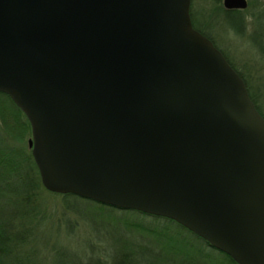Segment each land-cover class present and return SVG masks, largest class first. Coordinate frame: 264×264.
Wrapping results in <instances>:
<instances>
[{
  "label": "water",
  "instance_id": "1",
  "mask_svg": "<svg viewBox=\"0 0 264 264\" xmlns=\"http://www.w3.org/2000/svg\"><path fill=\"white\" fill-rule=\"evenodd\" d=\"M192 9L0 0V94L29 122L47 192L161 216L264 264V118Z\"/></svg>",
  "mask_w": 264,
  "mask_h": 264
},
{
  "label": "rangeland",
  "instance_id": "2",
  "mask_svg": "<svg viewBox=\"0 0 264 264\" xmlns=\"http://www.w3.org/2000/svg\"><path fill=\"white\" fill-rule=\"evenodd\" d=\"M247 2L245 35L239 33L244 27L240 21L226 20L222 14L210 30L218 50L247 78L250 89L247 88L251 96L258 98L259 111L264 115V16L258 18L259 12L264 9V0ZM212 5L205 0H193V12L200 18L197 25L201 26L202 22L206 25L203 16L213 8ZM222 7L228 11L224 0ZM31 139L30 128L23 145L32 154L29 147ZM43 199L48 207V221L40 231L36 244L41 252L39 259L47 260V264L59 259V254L72 264H227L216 253L210 254L216 259H203V254L199 252L204 246L202 241L170 223L163 225L152 217L87 200L71 199L68 204L72 210H69L56 194L45 193ZM157 226L161 229L168 226L167 232L161 233ZM142 228H157L155 232L163 238ZM159 240V243L155 242ZM58 251L61 253L57 254ZM203 251L209 253L205 249Z\"/></svg>",
  "mask_w": 264,
  "mask_h": 264
},
{
  "label": "trees",
  "instance_id": "3",
  "mask_svg": "<svg viewBox=\"0 0 264 264\" xmlns=\"http://www.w3.org/2000/svg\"><path fill=\"white\" fill-rule=\"evenodd\" d=\"M205 1L212 2L213 4V8L208 10L206 15L203 16L206 25H204L203 22L201 26L197 25L199 17L197 18L195 16L193 12L194 8L191 10L192 22L196 31H199L204 37L210 38L216 47V41L210 29H212L211 27L217 21L216 19H218L219 15L222 14L226 20L240 21L244 27L240 29L239 33L245 35L247 31L244 18L245 11H226L222 7L223 0ZM258 15L259 19L262 18L264 16V9L260 11ZM261 26L262 25L259 26V29ZM227 61L235 68L240 77L244 78L248 87L247 78H245L243 73L238 71V68L229 58H227ZM250 97L253 99L252 101L259 111L258 98H254L251 94ZM259 113L264 118V115L260 111ZM30 128L27 118L14 105L10 98L4 94H0V264H47V260L41 261L39 259L41 252L36 244V239L40 231L43 230V226H45L48 221V207L43 199V194L52 193L47 192L42 187L32 154L23 145L25 136L30 132ZM57 196L62 198L61 200L65 204L66 209L69 210H72L68 204L71 199L84 200L73 195ZM137 214L152 217L141 213ZM152 218L158 220L157 223L159 222L163 225L167 223L175 225L182 232H186L196 238V240L202 241L204 245L202 246L203 249L209 252L206 253L203 249H199V252L203 254V259H216L210 255L216 253L223 257L227 264H236L231 257L224 255L220 251L214 250L201 238L196 237V235H193L189 230L182 228L178 223L176 224L169 219H161L160 217ZM167 227L168 226L162 229L158 227V229L161 233H165L167 232ZM155 229L157 230V228ZM155 229H153V231L145 228L147 232L162 237L159 235V232H155ZM155 242L159 243L160 240ZM162 243L164 242L162 241ZM167 246L170 245L167 243ZM209 250H212L211 252L213 253ZM59 253L61 252L58 251L57 254ZM61 255L62 254H59V259L53 260L50 264H72L67 259L61 257ZM125 264L131 263L127 262Z\"/></svg>",
  "mask_w": 264,
  "mask_h": 264
}]
</instances>
